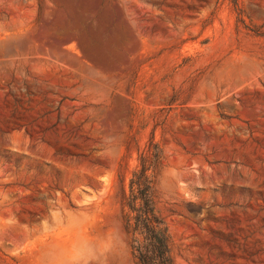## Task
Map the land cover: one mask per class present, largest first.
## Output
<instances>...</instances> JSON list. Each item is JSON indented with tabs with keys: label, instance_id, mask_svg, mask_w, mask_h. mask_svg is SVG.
<instances>
[{
	"label": "rangeland",
	"instance_id": "obj_1",
	"mask_svg": "<svg viewBox=\"0 0 264 264\" xmlns=\"http://www.w3.org/2000/svg\"><path fill=\"white\" fill-rule=\"evenodd\" d=\"M151 144L175 264H264V0H0V264H137Z\"/></svg>",
	"mask_w": 264,
	"mask_h": 264
},
{
	"label": "trees",
	"instance_id": "obj_2",
	"mask_svg": "<svg viewBox=\"0 0 264 264\" xmlns=\"http://www.w3.org/2000/svg\"><path fill=\"white\" fill-rule=\"evenodd\" d=\"M164 162L163 151L151 144L124 189L126 227L137 264H175L171 237L157 209L154 178Z\"/></svg>",
	"mask_w": 264,
	"mask_h": 264
}]
</instances>
